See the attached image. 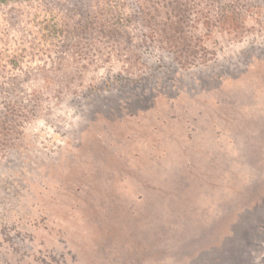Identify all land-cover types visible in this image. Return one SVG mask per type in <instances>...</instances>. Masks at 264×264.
Segmentation results:
<instances>
[{
    "label": "rangeland",
    "instance_id": "rangeland-1",
    "mask_svg": "<svg viewBox=\"0 0 264 264\" xmlns=\"http://www.w3.org/2000/svg\"><path fill=\"white\" fill-rule=\"evenodd\" d=\"M0 264H264V0L0 2Z\"/></svg>",
    "mask_w": 264,
    "mask_h": 264
},
{
    "label": "trees",
    "instance_id": "trees-1",
    "mask_svg": "<svg viewBox=\"0 0 264 264\" xmlns=\"http://www.w3.org/2000/svg\"><path fill=\"white\" fill-rule=\"evenodd\" d=\"M2 1H4V0H0V2H2ZM229 5H231V4H228V6ZM219 18H218V21L220 22V23H223V22H225L226 20H233L234 18H235V15H233V12H232V10L231 11H227V13H220L219 14ZM172 40V42H173V44H174V47H176L177 49H176V51L175 52H177V54H176V56L177 57H180L181 56V51H180V48H182L183 46H185V45H188L189 46V43H187L186 42V40L185 39H183L182 38V40H176V39H171ZM182 50V49H181ZM179 60H180V58H179ZM185 61H186V59H185ZM180 62V61H179ZM188 63V62H187ZM191 62H189V64H190Z\"/></svg>",
    "mask_w": 264,
    "mask_h": 264
}]
</instances>
